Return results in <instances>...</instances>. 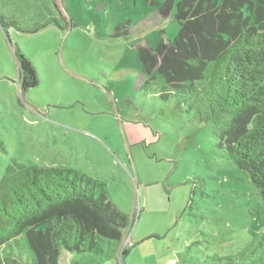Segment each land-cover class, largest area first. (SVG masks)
I'll return each instance as SVG.
<instances>
[{
    "label": "rangeland",
    "instance_id": "obj_1",
    "mask_svg": "<svg viewBox=\"0 0 264 264\" xmlns=\"http://www.w3.org/2000/svg\"><path fill=\"white\" fill-rule=\"evenodd\" d=\"M164 1L0 0V178L14 160L77 169L106 182L132 223L122 242L99 236L101 253L60 248L58 264H264V200L248 172L144 72L139 47L180 29ZM16 52L37 85L21 88ZM24 243L1 257L31 261Z\"/></svg>",
    "mask_w": 264,
    "mask_h": 264
},
{
    "label": "trees",
    "instance_id": "obj_2",
    "mask_svg": "<svg viewBox=\"0 0 264 264\" xmlns=\"http://www.w3.org/2000/svg\"><path fill=\"white\" fill-rule=\"evenodd\" d=\"M174 7L179 32L155 49L139 47L144 72H159L163 92L212 124L218 146L264 200V0H165L160 11ZM16 57L21 88L37 85L31 60ZM131 224L106 182L77 169L14 160L0 178V249L14 243L23 251L26 237L33 253L27 262L0 255V264H58L60 248L101 253L99 236L122 242Z\"/></svg>",
    "mask_w": 264,
    "mask_h": 264
},
{
    "label": "crops",
    "instance_id": "obj_3",
    "mask_svg": "<svg viewBox=\"0 0 264 264\" xmlns=\"http://www.w3.org/2000/svg\"><path fill=\"white\" fill-rule=\"evenodd\" d=\"M0 18H2V20H3V22H4V15H3V13L0 11ZM5 22H9V20H6ZM5 22L3 23V25H2V23H1V21H0V26L4 29V32H5V30L8 32V30H7V28H5V26L6 25H4L5 24ZM8 34H9V32H8ZM7 36V35H6ZM19 84H20V81H19Z\"/></svg>",
    "mask_w": 264,
    "mask_h": 264
}]
</instances>
